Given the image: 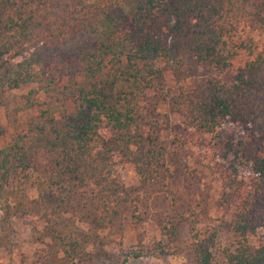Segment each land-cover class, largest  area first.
<instances>
[{"label":"trees","instance_id":"16d2710c","mask_svg":"<svg viewBox=\"0 0 264 264\" xmlns=\"http://www.w3.org/2000/svg\"><path fill=\"white\" fill-rule=\"evenodd\" d=\"M255 32L264 39V0H0V106L10 123L35 110L0 146V230L36 206L62 211L75 194L88 198L98 224L122 210L138 218V186L119 182L114 167L129 163L140 186L167 177V148L141 114L162 100L187 144L214 147L212 171L233 202L231 242L219 246L213 226L190 225L193 264H264V152H243L247 141L264 146V42ZM240 51L248 58L227 83L207 77L170 94L161 84L162 62L195 78L227 68ZM23 82L35 88L8 97ZM54 237L61 254L41 264H75V241ZM170 251L156 239L129 255Z\"/></svg>","mask_w":264,"mask_h":264},{"label":"rangeland","instance_id":"374dc122","mask_svg":"<svg viewBox=\"0 0 264 264\" xmlns=\"http://www.w3.org/2000/svg\"><path fill=\"white\" fill-rule=\"evenodd\" d=\"M253 37L259 44L264 42L256 32ZM246 58L247 53L240 51L227 68L199 71L195 78H177L162 62L161 84L170 94L180 86L207 77L227 83L236 66ZM30 88H35V84L19 83L8 90L7 95L16 98ZM36 95L50 101L39 91ZM144 97L153 99V91H146ZM34 112L33 108L18 111L16 119L10 123L0 106V146L8 142L14 128H23L27 117ZM141 114L145 122L143 128L148 132L151 129L167 148V177L159 184L140 186L129 163L115 165L114 173L119 182L128 187L138 186L139 201L135 212L139 217H131L127 210H122L110 223L98 224L93 220L88 198L80 194H75L69 207H62V211L36 206L32 211L10 217L2 224L0 264H41L43 255L50 256L54 251L60 255L57 251L59 241L54 237L57 234L69 235L70 240L75 241L79 248L75 264H193L187 246L190 225L195 229L213 226L219 246L232 241L228 227L233 202L219 186L212 171L216 157L214 147L187 144L180 134L181 118L169 110L165 101H156L149 112L143 108ZM243 152L246 157L255 156L264 152V146L254 140L247 141ZM34 197L35 194L29 192V198ZM167 226H173L174 236L166 233ZM156 239L168 242L171 250L168 255L130 258L131 250Z\"/></svg>","mask_w":264,"mask_h":264}]
</instances>
